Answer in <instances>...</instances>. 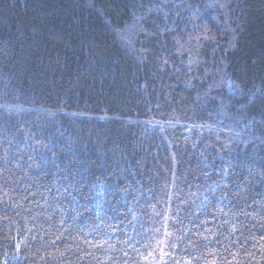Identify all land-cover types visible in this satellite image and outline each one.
Listing matches in <instances>:
<instances>
[{"label": "trees", "instance_id": "trees-1", "mask_svg": "<svg viewBox=\"0 0 264 264\" xmlns=\"http://www.w3.org/2000/svg\"><path fill=\"white\" fill-rule=\"evenodd\" d=\"M0 264H264V0H0Z\"/></svg>", "mask_w": 264, "mask_h": 264}]
</instances>
